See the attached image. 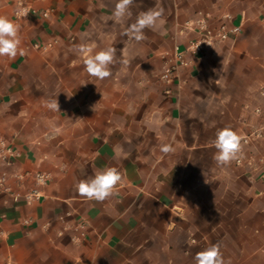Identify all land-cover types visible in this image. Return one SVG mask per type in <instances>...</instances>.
<instances>
[{"label": "crops", "instance_id": "crops-1", "mask_svg": "<svg viewBox=\"0 0 264 264\" xmlns=\"http://www.w3.org/2000/svg\"><path fill=\"white\" fill-rule=\"evenodd\" d=\"M17 1L0 0V15L15 21ZM116 2L36 0L38 13L15 21L24 55L0 57V141L19 153L12 166L0 161L11 189L0 193V264H196L213 244L224 264H264V180L236 160L219 165L213 143L221 129L241 136L264 124V84L250 80L264 82V0H133L125 22L113 16ZM160 8L162 25L146 39L125 35L140 13ZM200 12L212 30L229 13L241 32L188 56L164 85L162 53L195 37L185 24ZM52 40L48 51L34 48ZM79 45L114 47L112 75L90 76ZM239 62L249 73L236 103L227 93L236 80L225 75ZM53 99L60 111L46 106ZM262 150L264 141L244 155ZM109 167L122 176L109 198L78 193L80 180ZM39 172L50 175L44 186ZM31 189L38 200L14 199Z\"/></svg>", "mask_w": 264, "mask_h": 264}, {"label": "clouds", "instance_id": "clouds-1", "mask_svg": "<svg viewBox=\"0 0 264 264\" xmlns=\"http://www.w3.org/2000/svg\"><path fill=\"white\" fill-rule=\"evenodd\" d=\"M133 0H117L113 16L117 22H125L126 17L131 15V5ZM30 9L22 4L17 7L15 15L17 18H25L29 14ZM163 9H150L140 13L135 22L128 25L125 35L129 39L137 42L146 39L145 29L156 30L162 25L161 17ZM21 40L19 38V25L9 19L7 16L0 15V57L15 58L18 54L24 55L20 47ZM211 46V45H210ZM199 47V46H198ZM77 52L83 57L85 71L92 77L104 80L112 75L110 65L116 58V49L108 47L92 54L93 48L89 45H79ZM128 60H122L123 64H128ZM52 111H60V105L57 99L49 101L46 105ZM241 137L230 128H224L217 132L214 140V147L217 149L214 157L219 165H228L237 160L242 149ZM163 152H170L171 146L164 145L161 149ZM122 176L120 172L109 167L98 171L95 175L80 180L76 185L78 193L89 200L104 201L109 198L121 182ZM43 176L37 177L38 184H44ZM37 195H39L37 193ZM31 199V196L28 197ZM196 264H224V259L218 244H213L203 251L197 253L195 257Z\"/></svg>", "mask_w": 264, "mask_h": 264}, {"label": "built area", "instance_id": "built-area-1", "mask_svg": "<svg viewBox=\"0 0 264 264\" xmlns=\"http://www.w3.org/2000/svg\"><path fill=\"white\" fill-rule=\"evenodd\" d=\"M36 0H18L16 8L14 10L15 21L19 22L30 15L37 14L38 9L34 6ZM23 5L30 9L29 14L25 18H17L15 12L19 5ZM51 14L50 9H46L42 12L44 18H48ZM211 16L209 13L200 12L195 22H187L185 28L195 33V37L192 38L185 47H181L176 44L170 51L162 53V59L164 62V69L160 75V81L167 86L175 84L178 78V72L182 68H187L191 64L188 56L195 57L201 53H205L212 50L218 43L224 42L237 36L241 32V27L233 24L232 16L229 13L222 15V19L215 30L210 28L209 20ZM57 44V40H52L48 43H35L34 48L41 51H48ZM211 45V46H210ZM199 46V47H198ZM170 93V89L167 90ZM260 94L264 99V85L260 88ZM257 114L262 115L263 110L257 108L255 111ZM241 139V155L235 161L238 167L243 168L246 172L256 174L259 178L264 180V150L260 151L257 155L246 156L244 151L246 148L257 146L264 141V124L258 125L250 129L247 133L240 136ZM19 153L10 146L5 145L3 141H0V161L6 166H12L14 160ZM43 176L45 178L44 184L37 183V177ZM17 179L21 180L24 175L18 174ZM7 173H0V193H11V189L7 184ZM35 182L38 186H44L50 179L48 173H36ZM37 193L39 195H37ZM31 196V199L28 197ZM14 199L17 201L19 198H24L25 201L30 204L41 197V193L38 189H31L23 195L13 194ZM195 240H193L194 242ZM2 264H12L10 259H6Z\"/></svg>", "mask_w": 264, "mask_h": 264}, {"label": "rangeland", "instance_id": "rangeland-1", "mask_svg": "<svg viewBox=\"0 0 264 264\" xmlns=\"http://www.w3.org/2000/svg\"><path fill=\"white\" fill-rule=\"evenodd\" d=\"M234 66H236L237 69L232 70L228 75H225V76L228 78V79H226V81L227 80L231 81L232 79L236 80V81H234L235 84H237L236 88H234L231 91H228L227 93H228V96L230 98H232V100H234L236 103H238L241 98L242 99L245 98V93L242 90V87H244V84L247 82V73H249V69L246 68V66L242 62H239L238 65H234ZM261 76L262 75H260V74H258V75L256 74L253 76V79H250V80L251 81L256 80V82L258 81V83L264 84V82H262L261 79L259 80V77H261ZM230 107L231 106H228V108H227L228 113L232 112L233 107H231V108ZM208 162H212V159H208Z\"/></svg>", "mask_w": 264, "mask_h": 264}]
</instances>
